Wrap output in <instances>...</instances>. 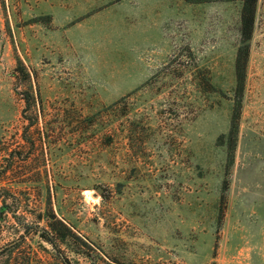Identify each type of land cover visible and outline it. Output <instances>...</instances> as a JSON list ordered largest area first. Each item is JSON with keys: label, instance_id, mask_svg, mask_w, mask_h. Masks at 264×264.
Segmentation results:
<instances>
[{"label": "rangeland", "instance_id": "rangeland-1", "mask_svg": "<svg viewBox=\"0 0 264 264\" xmlns=\"http://www.w3.org/2000/svg\"><path fill=\"white\" fill-rule=\"evenodd\" d=\"M242 7L0 0V264H264V0L228 158Z\"/></svg>", "mask_w": 264, "mask_h": 264}, {"label": "trees", "instance_id": "trees-1", "mask_svg": "<svg viewBox=\"0 0 264 264\" xmlns=\"http://www.w3.org/2000/svg\"><path fill=\"white\" fill-rule=\"evenodd\" d=\"M257 0H243V7L241 12V24H242V37L240 46L238 48L236 57V88L234 95V105L231 118V127L227 137L229 139L228 144V158L229 163L234 160L237 136L239 131V121L241 117L243 93L245 89V82L247 76V65L249 60L250 44L249 40L252 36L253 25L255 22ZM49 219H54L48 225V229H44L42 237L45 241L57 246L58 242L68 237L80 238L76 235L63 221L57 219L55 216H51ZM64 264H74L69 262L68 258Z\"/></svg>", "mask_w": 264, "mask_h": 264}, {"label": "clouds", "instance_id": "clouds-1", "mask_svg": "<svg viewBox=\"0 0 264 264\" xmlns=\"http://www.w3.org/2000/svg\"><path fill=\"white\" fill-rule=\"evenodd\" d=\"M85 197L88 199V200H91L92 196H93V193L92 192H85ZM100 202V197H97L96 200H95V203H99Z\"/></svg>", "mask_w": 264, "mask_h": 264}, {"label": "water", "instance_id": "water-1", "mask_svg": "<svg viewBox=\"0 0 264 264\" xmlns=\"http://www.w3.org/2000/svg\"><path fill=\"white\" fill-rule=\"evenodd\" d=\"M97 191H98V192H103V189H102L101 187H98V188H97Z\"/></svg>", "mask_w": 264, "mask_h": 264}]
</instances>
